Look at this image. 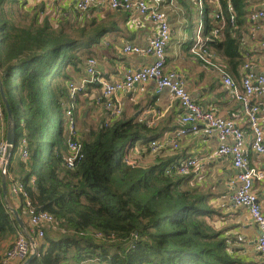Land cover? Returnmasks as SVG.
Masks as SVG:
<instances>
[{
    "label": "trees",
    "instance_id": "trees-1",
    "mask_svg": "<svg viewBox=\"0 0 264 264\" xmlns=\"http://www.w3.org/2000/svg\"><path fill=\"white\" fill-rule=\"evenodd\" d=\"M194 2L203 17L204 46L225 55L236 70L244 62L247 0H232L231 10L226 0L220 1L226 21L219 35L214 33L221 24L214 0H204L202 10ZM15 3L23 6L20 0H0V80L16 121L6 182L8 187L23 184L19 215L27 199L55 218L43 227L38 253L29 264H246L217 224L223 214L209 204L204 188L190 183L191 173L175 172L176 164L162 158L155 164L128 163L125 151L134 142L158 140L145 122L123 114L108 125L102 121L89 127L79 134L81 160L72 168L64 164L70 70L78 71L84 58L91 57V46L109 27L88 13L96 7L84 13L76 9L74 21L59 19L54 25L39 13L26 22ZM184 13L182 28L188 17ZM194 41L195 35L187 42L190 51ZM2 105L7 117L3 99ZM73 113L77 117L75 109ZM22 137L28 143L26 158L19 152ZM9 207L0 186V263L4 240L21 232Z\"/></svg>",
    "mask_w": 264,
    "mask_h": 264
},
{
    "label": "crops",
    "instance_id": "crops-1",
    "mask_svg": "<svg viewBox=\"0 0 264 264\" xmlns=\"http://www.w3.org/2000/svg\"><path fill=\"white\" fill-rule=\"evenodd\" d=\"M23 3L22 12L31 16L32 10L39 9V15L44 14L47 6L50 22H54L55 17L51 12L56 8L60 12L59 19H71L75 16V0H20ZM183 4V2H181ZM15 8H21L20 3L14 4ZM43 8V10H41ZM264 8V0H250L247 4V20L242 25L243 45L241 52L243 54V64L236 70L228 64L227 57L219 52L209 51L208 59L213 65L224 67L238 82L241 81L247 62H251L252 69L259 73H264V18L253 23L249 19L251 9ZM42 11V12H40ZM48 15V16H47ZM93 16L103 20L108 31L105 32L98 42L91 46L92 55L98 61V70L100 80L88 83L84 90L77 94L75 100L69 103H76L75 113L78 116V122L82 125L92 124L94 127L102 121H106L107 113L100 103L102 95V81H117L123 78L128 69H138L152 63V57L144 54L126 53L123 46L128 43H134L139 46H146L149 40L155 35L156 27L148 16L135 14L131 16L123 10L101 9L94 10ZM171 16V26L174 29V35L167 48V70L177 71L183 80L186 90L193 99L205 108L215 109L223 117L235 120L247 132L246 149L249 153L250 165L261 170L264 173V155L254 153L250 147L251 129L247 115L243 110V104L237 100L233 91L226 87L216 68L203 62L197 55L192 53L187 47L188 35H181L180 23L182 22ZM44 18V17H42ZM74 21V20H73ZM178 33V34H177ZM183 38V39H182ZM84 58L78 71H72V79L68 81V90L70 83L78 84L82 82L87 74L85 72ZM116 97L122 102L126 117H135L136 121L151 123L149 126L156 138H171L180 129L190 128V124L182 121L183 107L179 100L175 98L169 89L159 91L156 83L150 80L146 83H137L125 92L119 93ZM261 104H264V94L259 98ZM102 100V99H101ZM66 106V105H65ZM73 109V111H74ZM264 128V118L261 120ZM88 127V128H89ZM85 128V129H88ZM149 144V145H148ZM220 145V140L215 133L206 131L204 123L199 124L196 132H188L181 137L179 147H168L166 152L152 154L155 152L152 147V141H136L125 151V157H131L134 164L140 161V164L148 165L158 163L162 158L164 161H171L173 164H179L187 158H194L198 165L191 170V184H196L204 188L210 195L209 204L223 214V221L219 225H231L232 232L235 233L232 243L235 251L234 255L246 264H264V256L256 251V239L260 234L259 228L250 218L249 212L245 207L234 206L229 201V194L235 191L237 187V170L233 166L232 159L229 156H216V150ZM150 146V149L149 147ZM157 151V150H156ZM148 154V156H145ZM158 156V157H156ZM254 191L264 209V177L255 181ZM7 201L11 209L17 210L19 206L18 198L12 194L8 187ZM223 204L226 206L223 207ZM19 215L25 224H29V218L26 209ZM231 231V230H230ZM227 235V234H226ZM231 243V242H230ZM6 247V246H5ZM4 243L2 252L4 251ZM4 254V253H3Z\"/></svg>",
    "mask_w": 264,
    "mask_h": 264
},
{
    "label": "built area",
    "instance_id": "built-area-1",
    "mask_svg": "<svg viewBox=\"0 0 264 264\" xmlns=\"http://www.w3.org/2000/svg\"><path fill=\"white\" fill-rule=\"evenodd\" d=\"M47 2L50 0H46ZM167 0H75V7L81 13L89 11L92 7L98 9L123 10L131 16L140 14L148 16L156 27L155 35L149 40L146 46H139L128 42L123 46L126 53L144 54L152 57V63L138 69H128L123 78L117 81H102V95L100 103L107 113L105 124L108 125L114 120L122 117L124 109L122 102L116 97L117 94L127 91L137 83H146L153 80L159 91L169 89L179 100L183 107L182 121L190 124V128L180 129L173 137L152 141L153 150H160L168 147L178 148L181 137L188 132H196L199 124L204 123L206 131L215 133L220 145L216 150V156H229L232 159L233 166L237 170V187L235 191L229 194V201L234 206L245 207L254 224L259 228L260 234L256 239V251L264 256V209L257 194L254 191L255 181L261 180L264 173L251 167L249 153L246 149L247 132L235 120L220 115L215 109L205 108L197 103L191 94L186 90L181 75L177 71L167 70V48L174 34L171 26L169 13L165 10ZM201 7L204 0H194ZM221 0H214L215 17L221 19V24L214 30L215 35H219L223 30L226 18L221 6ZM250 0H247V2ZM228 10L233 8L232 0H226ZM264 18V8H252L249 19L255 23ZM231 22L235 23V14L230 16ZM237 27V26H235ZM203 23L200 21L195 34V41L191 46V52L197 55L206 64L216 68L223 84L233 91L234 97L243 104V110L248 117L251 129L250 147L251 150L259 155H264V128L261 120L264 118V104L259 99L264 94V73L254 71L251 62L244 66V74L241 81L238 82L224 68L213 65L208 59V50L204 46L205 38L202 35ZM264 48V43L262 44ZM98 61L91 56L85 59L84 68L87 77L80 83H70L69 93L71 100H75L79 91L84 90L88 83L100 80L99 71H97ZM1 85V80H0ZM102 99V100H101ZM75 103V102H74ZM74 103L67 104L66 110V134L67 154L64 164L72 168L83 157L82 142L79 138L77 121L73 113ZM7 117L2 105L0 94V186L3 180L8 179V167L10 159L14 152V147L5 142ZM147 124V123H146ZM148 123V126H151ZM15 146V145H14ZM19 152L23 158L28 156V143L26 137L20 140ZM198 165L194 158H187L177 165H173V170L179 174L190 173ZM9 189L14 196L24 192L23 184L14 182L9 185ZM25 194V193H24ZM226 205L223 204V207ZM11 208V207H9ZM26 211L29 218L27 234L21 231L15 238L12 247L9 248L0 264H21L28 256L35 252L39 239L44 237L45 225L54 222L53 215L39 207L31 204L26 199ZM102 235L101 232H96Z\"/></svg>",
    "mask_w": 264,
    "mask_h": 264
},
{
    "label": "rangeland",
    "instance_id": "rangeland-1",
    "mask_svg": "<svg viewBox=\"0 0 264 264\" xmlns=\"http://www.w3.org/2000/svg\"><path fill=\"white\" fill-rule=\"evenodd\" d=\"M185 1V7H183V4L181 3L182 1H180V0H167L166 2H165V4H164V6H165V10L168 12V13H172L173 14V16H175V14H176V11H179L180 12V15H179V20H181V21H183V19H182V17H181V13H183L184 11H185V13H184V15H186V13L188 14V17H184L185 18V21H184V28H182V27H179L181 30L179 31V33L181 34V35H188V38H187V41L189 40V39H192L193 37H194V35L196 34V31H197V27H198V25H199V23H200V20L201 19H203V17H202V15H201V13L199 14V17H198V13H199V10L196 8V3L194 2V0H184ZM181 3V4H180ZM198 3V2H197ZM199 5V4H198ZM17 6H18V4H17ZM199 7H200V5H199ZM49 8H52L50 5L49 6H47V8H46V10L45 11H43V13L44 14H41V15H39V18L40 19H42V17L45 15L46 16V13H49ZM21 9H23V7H21ZM200 9H201V7H200ZM202 9H203V6H202ZM261 9V8H260ZM36 10H38L39 11V9H35V10H32V14H31V16H33L34 14H36L37 13V15H38V13L39 12H34V11H36ZM41 10H43V8L41 9ZM103 10H106V8H103V9H101V11H103ZM176 10V11H175ZM40 12H42V11H40ZM93 13L94 14V10L92 11V10H90L88 13ZM50 13H52L56 18L57 17H59L60 18V12L56 9V8H54V9H52L51 10V12ZM87 13V14H88ZM29 14H30V12H29ZM29 14H27V13H24L23 12V15H24V20L26 21V22H28V21H30L31 19L29 18L30 16H29ZM48 16V15H47ZM59 18L58 19H55L54 18V22H57V20H59ZM177 23H178V21H177V19L175 20ZM178 34V33H177ZM174 35V34H173ZM173 37H175V36H173ZM172 37V38H173ZM183 39V38H182ZM71 70H73V69H71ZM97 71H99L98 70V65H97ZM70 72H72V71H70ZM16 83L15 82H13V88H14V94H16ZM79 93H80V91H79ZM78 93V94H79ZM74 106L76 107V103H74ZM66 110H67V105H66ZM74 116H75V114H74ZM75 118H76V121L78 120V116L76 117L75 116ZM88 124H86V125H82L81 123H79L78 121H77V128H78V130H79V134L81 133V135L83 136V134L86 132V130H88L89 128V126H91L92 124H94V123H92V122H90V121H88L87 122ZM85 128H88V129H85ZM6 134H7V124H6ZM5 142H7L8 143V141H7V135H5ZM16 153H18V152H16ZM134 162V160L133 159H131V157H129L128 158V163H133ZM219 220H221V219H219ZM218 220V221H219ZM217 221V224H218V226L219 227H223V228H225L226 229V234H227V236H230L231 237V244L232 243H234V244H236L237 245V243H236V240L235 239H233L235 236H237V235H235V233L234 232H232L233 231V229H231V225L230 224H227V225H219V222ZM221 221H223V219L221 220ZM220 221V222H221ZM28 228V224H26L25 225V229H27ZM231 230V231H230ZM94 234V233H93ZM95 236L97 237V238H104V235H98L97 233L95 234ZM12 237V236H11ZM11 237L10 238H7V239H5L4 240V251L6 252L7 250H8V248L11 246V244H12V242L14 241V239L15 238H12L11 239ZM6 246V247H5ZM233 247H235L236 248V246H233Z\"/></svg>",
    "mask_w": 264,
    "mask_h": 264
},
{
    "label": "water",
    "instance_id": "water-1",
    "mask_svg": "<svg viewBox=\"0 0 264 264\" xmlns=\"http://www.w3.org/2000/svg\"><path fill=\"white\" fill-rule=\"evenodd\" d=\"M0 94H1V97H2L3 102L5 104L6 111H7V134H6L7 135V141L10 145H12L14 147V145L16 144V121H15V118L12 114V110L10 108L9 102L6 98V95H5V92H4L2 85H0ZM1 187H2L3 196L6 200V202L8 203L7 197H6L7 191H8V186H7L6 180H3ZM12 211L15 214V217L18 221V224L20 226L21 231H23L24 233L27 234V231L25 229V223H24L23 219L19 216L17 210L13 209ZM35 257H36V253L33 252L21 264H29L34 260Z\"/></svg>",
    "mask_w": 264,
    "mask_h": 264
}]
</instances>
